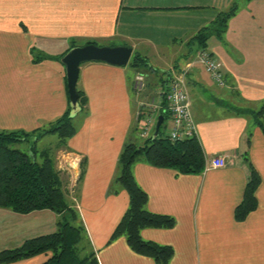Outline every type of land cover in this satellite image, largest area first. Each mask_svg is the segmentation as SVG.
I'll list each match as a JSON object with an SVG mask.
<instances>
[{
    "label": "crops",
    "instance_id": "crops-1",
    "mask_svg": "<svg viewBox=\"0 0 264 264\" xmlns=\"http://www.w3.org/2000/svg\"><path fill=\"white\" fill-rule=\"evenodd\" d=\"M235 1L239 9L223 35L212 33L206 49H196L191 39ZM90 42L129 45L151 72L186 69L206 162L217 156L226 161L201 173L179 174L137 160L132 170L149 195L147 208L175 218L171 228H143L142 237L174 248L168 264H264V132L255 120L264 105V0H0V130L37 131L61 117L69 93L60 57ZM202 50L216 57L223 83L197 61ZM135 67L82 63L78 87L88 104L86 112L75 114L77 132L60 149L50 142L55 133L34 138L37 146L47 141L45 148L56 149L67 197L100 264H158L135 252L125 236L112 239L130 203L128 192L114 182L121 152L127 142L140 144L151 135L141 134L146 114L154 123L168 107L164 93L171 73L160 99L151 83L141 92L135 89L136 75L144 73ZM251 165L260 175L257 207L238 221L235 209ZM63 215L0 207V251L57 231ZM51 255L2 264H42Z\"/></svg>",
    "mask_w": 264,
    "mask_h": 264
},
{
    "label": "trees",
    "instance_id": "trees-1",
    "mask_svg": "<svg viewBox=\"0 0 264 264\" xmlns=\"http://www.w3.org/2000/svg\"><path fill=\"white\" fill-rule=\"evenodd\" d=\"M239 6V2L235 1L228 10L219 13L210 26L202 28L191 39L196 49H206L212 33L222 36L228 21L236 14ZM130 64L147 65V61L135 55ZM78 92V112H86L88 98L79 87ZM166 109L161 110L164 120L159 135L156 136L154 131L153 136L150 135L142 144L129 141L124 145L119 159L120 171L114 180L116 185L128 192L130 203L112 239L125 236L135 252L152 257L158 264H168L175 250L171 245L144 239L141 230L146 227L171 228L175 225V218L152 212L147 208L149 195L134 176L133 164L139 159H144L157 167L174 168L179 174L201 173L206 165V156L196 135L173 140L165 131L164 126L169 114ZM255 116L256 123L264 132V105L255 112ZM74 118L69 99L65 113L49 127L32 132L0 130V207L20 213L42 209L64 213L63 218L59 220L57 231L27 239L19 247L0 251V264L48 251L52 252V255L42 264H100L96 252L85 240V228L80 223V213L67 197L66 177L57 168L56 149L47 147L38 151L34 139L37 138L35 134L42 136L55 133L59 138L56 147L62 148L78 130ZM31 141L34 143L30 145L29 151L16 147L17 144ZM259 184L260 175L251 165V179L243 200L235 209V218L238 221L245 220L257 207L255 192Z\"/></svg>",
    "mask_w": 264,
    "mask_h": 264
},
{
    "label": "built area",
    "instance_id": "built-area-1",
    "mask_svg": "<svg viewBox=\"0 0 264 264\" xmlns=\"http://www.w3.org/2000/svg\"><path fill=\"white\" fill-rule=\"evenodd\" d=\"M197 59V61L206 66L208 71L212 73L220 83L224 82L220 65L212 53L207 50H202L199 52ZM170 73L169 87L165 92L168 103L167 110L170 112L172 118V124L168 130V135L173 140L197 136V127L191 112L192 100L186 83V69H183L179 73L171 70ZM145 87L146 76L144 73L139 72L135 77V89L140 92ZM150 106L155 107L153 102ZM151 124H153L151 115L146 114L141 124V134L143 136H148ZM225 163L226 161L223 156H217L206 162L205 169L220 167L225 165ZM69 165H71V163H69Z\"/></svg>",
    "mask_w": 264,
    "mask_h": 264
},
{
    "label": "water",
    "instance_id": "water-1",
    "mask_svg": "<svg viewBox=\"0 0 264 264\" xmlns=\"http://www.w3.org/2000/svg\"><path fill=\"white\" fill-rule=\"evenodd\" d=\"M132 53L133 48L129 45L111 46L89 43L72 48L62 57V62L66 67V79L72 115H75L79 110L78 79L81 64L86 61H104L118 66H126L130 61ZM163 120L164 115L160 114L155 128L156 136L159 135Z\"/></svg>",
    "mask_w": 264,
    "mask_h": 264
},
{
    "label": "rangeland",
    "instance_id": "rangeland-1",
    "mask_svg": "<svg viewBox=\"0 0 264 264\" xmlns=\"http://www.w3.org/2000/svg\"><path fill=\"white\" fill-rule=\"evenodd\" d=\"M134 56L135 55H132L131 56L129 65H131L130 63H131V61H133ZM156 68L157 69L155 70V72H151L153 70H151V68L148 65H139V66L135 67V69L142 70L145 73V75H147V77H146V81L147 82L146 83H151L150 87H152L155 91L159 92L160 99H161L163 97V91L166 89L164 80H166L167 77L170 75V71L171 70H174L175 71V68H173V67L171 69H159L158 67H156ZM146 111L147 112H150L149 110H146ZM158 116H159V114L158 115L156 114L155 122L153 124H151V127H150V134H151V136H153V134H154ZM50 140H51L50 142H52L53 144H55L56 142H58L59 138H58L57 135H55V138L54 139H50ZM139 142H140V144L143 143L142 141H139ZM33 143H34L33 141H31V142H24V143H21V144H17L16 147H18V148H20L21 150H24V151L25 150L26 151H29L30 150V144H33ZM44 144L47 145V146H49L47 144V141L46 142L41 141V142H39V144L37 146L38 147V151H41V150H43L45 148V145ZM39 160H41V157H39Z\"/></svg>",
    "mask_w": 264,
    "mask_h": 264
}]
</instances>
